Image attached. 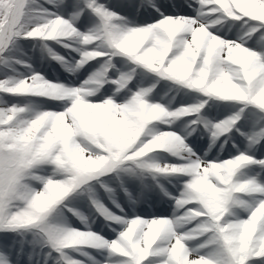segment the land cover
<instances>
[{
    "label": "snow or ice",
    "instance_id": "6c2138e0",
    "mask_svg": "<svg viewBox=\"0 0 264 264\" xmlns=\"http://www.w3.org/2000/svg\"><path fill=\"white\" fill-rule=\"evenodd\" d=\"M0 238V264H264V0H0Z\"/></svg>",
    "mask_w": 264,
    "mask_h": 264
},
{
    "label": "rangeland",
    "instance_id": "374dc122",
    "mask_svg": "<svg viewBox=\"0 0 264 264\" xmlns=\"http://www.w3.org/2000/svg\"><path fill=\"white\" fill-rule=\"evenodd\" d=\"M62 51V50H60ZM48 71L50 72H54V73H62V69L59 68V65H52L51 68L48 69ZM2 239V238H0Z\"/></svg>",
    "mask_w": 264,
    "mask_h": 264
},
{
    "label": "bare ground",
    "instance_id": "6f19581e",
    "mask_svg": "<svg viewBox=\"0 0 264 264\" xmlns=\"http://www.w3.org/2000/svg\"><path fill=\"white\" fill-rule=\"evenodd\" d=\"M114 2V1H113Z\"/></svg>",
    "mask_w": 264,
    "mask_h": 264
}]
</instances>
